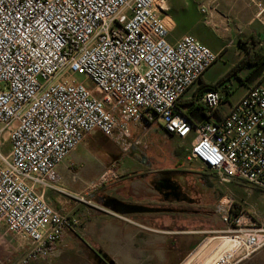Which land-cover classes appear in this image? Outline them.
I'll use <instances>...</instances> for the list:
<instances>
[{"label": "built area", "instance_id": "obj_1", "mask_svg": "<svg viewBox=\"0 0 264 264\" xmlns=\"http://www.w3.org/2000/svg\"><path fill=\"white\" fill-rule=\"evenodd\" d=\"M242 1L264 13V0ZM168 9L165 0H0V132L8 142L0 225L21 251L11 264L58 252L74 231L77 218L53 208L45 192L58 189L56 166L94 130L126 151L129 123L148 130L160 119L167 133L189 137L188 160L219 183L264 189V87H248L221 117L220 92L207 90L205 120L187 117L178 102L218 54L190 33L170 41ZM199 10L210 23L207 6ZM219 215L241 242L213 264L264 245L263 226L231 196L220 197Z\"/></svg>", "mask_w": 264, "mask_h": 264}, {"label": "crops", "instance_id": "obj_2", "mask_svg": "<svg viewBox=\"0 0 264 264\" xmlns=\"http://www.w3.org/2000/svg\"><path fill=\"white\" fill-rule=\"evenodd\" d=\"M204 4L210 23L205 22V15L198 10L182 28L169 35V40L174 41L181 34L190 33L218 54L217 60L184 93V103L178 105L194 122L205 120V108L200 102L205 90L220 92L222 101L216 113L221 117L248 87L255 84L264 87V13L256 15L254 7L242 0H217L214 5ZM154 125L143 133L145 138H140L146 146L144 150L139 147L141 144H133L122 151L99 130L90 132L56 166L58 189L45 192V199L53 208L77 218L74 231L66 232L65 240L94 246L100 244L103 246L101 253L55 252L28 264H175L182 247L172 239L175 232L171 231L170 225L174 214L179 213L182 218L187 214L197 215L202 221L205 215L212 220L213 215H219V205L215 209L219 198L235 196L236 191L243 197V202L248 201L257 210L264 207V189L238 180L219 183L213 171L204 168L199 161H186L179 151L174 158L177 169L173 171L169 152L172 148L165 141L176 138L187 146L190 139L167 133L159 123ZM133 126L137 128L128 124L130 139L141 133ZM161 139L164 142H160ZM89 157H93L97 164L93 173L83 178L78 175V169ZM192 161L199 172L189 167ZM176 173L182 177L177 179ZM104 175L108 176L106 180H102ZM218 185L225 194L215 198ZM255 189L263 192L262 196L257 198ZM205 191L211 196L206 202L214 206L208 212L200 208ZM110 198L152 208L153 211L114 213L104 205V201ZM181 203L190 207V211L181 206L177 208ZM182 218L177 221H183ZM157 224H163V229ZM80 225L85 230V238L78 234L81 231L76 232ZM18 244L0 225V260L16 262L21 254Z\"/></svg>", "mask_w": 264, "mask_h": 264}, {"label": "rangeland", "instance_id": "obj_3", "mask_svg": "<svg viewBox=\"0 0 264 264\" xmlns=\"http://www.w3.org/2000/svg\"><path fill=\"white\" fill-rule=\"evenodd\" d=\"M168 3V17L170 19V24L172 28V33H174V30L177 28H182L183 24H185L188 19L191 17V15L195 16L196 12H198V8L202 3H206L209 5H214L217 0H165ZM80 79H83L80 77ZM86 85H90L89 81H85ZM180 103H184V98H181ZM185 111V108H183ZM160 125H162L160 119L157 120ZM134 124V123H132ZM137 126H133L135 130H141V133L139 134L138 137L135 139H130L129 137L127 140L130 141L131 146L134 144V140L140 139V138H145L143 135V132L145 133L147 130L142 128V125L140 124H134ZM155 126V125H154ZM152 127V126H151ZM153 128V127H152ZM1 136V148L0 151L2 154H6L8 152V142L4 139L5 134H2L0 132ZM160 142H164V140H160ZM166 145L169 146L172 149H170V155H171V160H173L171 169L174 171L177 169V166L174 164V158L175 155L177 154V151L180 152L183 157H185L186 161H189L187 156H188V145L181 144L178 139L173 138L170 140H166ZM142 143L139 147L141 149H145L146 146ZM130 146V147H131ZM168 156V154H166ZM97 164L96 160L93 157H89L88 159H85L82 162V166L78 169V175H80L83 178L88 177L91 175L94 171V166ZM189 167L195 172H199L196 169L195 163L189 164ZM175 177L177 179L181 178L182 176H179V174H175ZM179 177V178H178ZM185 177V175L183 176ZM214 178V177H212ZM103 179V178H102ZM102 181V180H101ZM227 183V182H226ZM219 189L217 188L218 193L216 194L215 198L220 197L222 194H225L224 190L222 187L218 185ZM222 190V191H220ZM257 193L256 197L262 196V193L259 189H255L254 191ZM232 196V195H231ZM222 197V196H221ZM204 202L203 206L200 207L203 211H209L214 209V206L210 203H207L206 200H210L211 196L209 193L204 192L203 195ZM232 198H234L235 202L240 205V208H242L244 211H246L250 216L253 217L254 223L258 226H263L264 228V207L262 206L260 210H257L254 205L249 204L248 201L243 202V197L236 191L235 196L233 195ZM220 199V198H219ZM207 203V204H206ZM248 203V204H247ZM219 205V200L218 203H216V208H218ZM176 206V205H175ZM184 207L187 208L190 211V207H186L183 203L180 205H177V208L179 207ZM212 206V207H211ZM193 208V207H191ZM219 214V213H217ZM216 214V215H217ZM181 214H174L173 215V220L170 225L171 231L175 232L172 234V239L173 243H177L176 245H181L182 250H181V255L179 256L178 260L175 262V264H185L186 261L189 259L197 258L198 254L210 243L212 239L216 238H224L228 236H234L237 235L236 232H227L228 229L232 228L231 226L226 225L220 218V215L214 216L213 219L210 220V216H205L204 215V221L201 220V216H195V215H184V218ZM180 218L183 219V221L179 222L177 220H180ZM217 221H216V220ZM111 226V225H110ZM158 227H162L163 229L164 225H158ZM81 231L78 234L83 238H85V230L83 227L80 225V229L77 228V231ZM84 230V231H83ZM106 230V229H105ZM167 231H170L169 229H165ZM188 231V232H186ZM181 232V233H180ZM74 236H77L74 234ZM103 246L100 244H95L90 245V244H83V242H76V241H68L67 239L63 241L61 246L59 247L58 252H64V253H87V252H100ZM226 249L220 248L217 249L215 252L212 251L210 254L211 257H208L204 260L203 264H209V262L214 261L218 259L220 256H222L223 253H219L221 251H225ZM219 253V254H218ZM217 254L216 258L214 259V256ZM187 259V260H186ZM194 259V260H195ZM220 260V259H218ZM189 261L187 263H189ZM9 264H11V261H6ZM193 262V261H192ZM186 263V264H187ZM233 264H264V245H262L255 253L251 254L249 257L235 261Z\"/></svg>", "mask_w": 264, "mask_h": 264}, {"label": "bare ground", "instance_id": "obj_4", "mask_svg": "<svg viewBox=\"0 0 264 264\" xmlns=\"http://www.w3.org/2000/svg\"><path fill=\"white\" fill-rule=\"evenodd\" d=\"M240 240H241L240 237H233V236L212 239L210 243L198 254L197 258L196 259L194 258L195 260L192 259L187 264H203L206 258L211 257L210 254L212 253V251L215 252L217 249L220 248H222V250L226 249L225 251L219 252V253H223L222 255L231 254L233 253V251L237 249V247L239 248L241 242ZM216 256L217 254L214 256V259L216 258ZM214 261L209 262V264H213Z\"/></svg>", "mask_w": 264, "mask_h": 264}, {"label": "water", "instance_id": "obj_5", "mask_svg": "<svg viewBox=\"0 0 264 264\" xmlns=\"http://www.w3.org/2000/svg\"><path fill=\"white\" fill-rule=\"evenodd\" d=\"M105 207H108L114 213H128V212H146L153 211L152 208H147L144 206L127 204L119 201L116 198H110L104 201Z\"/></svg>", "mask_w": 264, "mask_h": 264}, {"label": "trees", "instance_id": "obj_6", "mask_svg": "<svg viewBox=\"0 0 264 264\" xmlns=\"http://www.w3.org/2000/svg\"><path fill=\"white\" fill-rule=\"evenodd\" d=\"M207 90H212V89H207ZM207 90H205V91H207ZM181 100V99H180ZM180 100H179V102H178V105H182V103H180Z\"/></svg>", "mask_w": 264, "mask_h": 264}, {"label": "flooded vegetation", "instance_id": "obj_7", "mask_svg": "<svg viewBox=\"0 0 264 264\" xmlns=\"http://www.w3.org/2000/svg\"><path fill=\"white\" fill-rule=\"evenodd\" d=\"M173 194H175V191H172ZM96 254H100L101 252H95Z\"/></svg>", "mask_w": 264, "mask_h": 264}]
</instances>
